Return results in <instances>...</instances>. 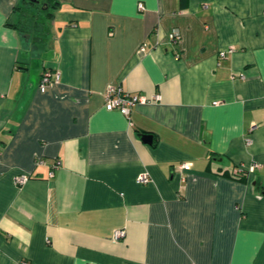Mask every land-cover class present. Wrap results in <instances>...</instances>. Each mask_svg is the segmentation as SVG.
Returning a JSON list of instances; mask_svg holds the SVG:
<instances>
[{"label": "crops", "instance_id": "obj_1", "mask_svg": "<svg viewBox=\"0 0 264 264\" xmlns=\"http://www.w3.org/2000/svg\"><path fill=\"white\" fill-rule=\"evenodd\" d=\"M23 1L0 0V264H264V0H59L42 48ZM110 86L162 97L127 116Z\"/></svg>", "mask_w": 264, "mask_h": 264}, {"label": "built area", "instance_id": "obj_2", "mask_svg": "<svg viewBox=\"0 0 264 264\" xmlns=\"http://www.w3.org/2000/svg\"><path fill=\"white\" fill-rule=\"evenodd\" d=\"M141 9H144V4L141 2L139 4ZM169 37L172 41H177L180 37L179 31L178 30H173L170 34ZM146 47V44L143 45V49ZM226 52L223 51L221 52V57H225ZM179 57V55H177ZM61 72L60 71H52V70H45L43 72L41 82H40V87L42 90H45L48 85L54 83V82H59L61 80ZM240 78H245L244 73L240 75ZM161 95H155L152 97H149L147 95L139 94V93H131V92H125L121 88L110 86L109 89L107 90L106 93V106L108 109L113 110V109H119L123 114L129 115L131 108L137 104H145L153 101H159L161 100ZM218 104V102H216ZM40 163L43 162V160L39 161ZM259 165L258 164H252L250 166L246 165H240L235 169V175L240 176L244 172H253ZM181 169H187L189 170L191 168V164L188 162H184L180 165ZM53 175V172H52ZM32 177L31 174H21L17 177L16 182L19 185H23L26 183L30 178ZM150 181V177L147 173H144L140 175L138 182L139 183H147ZM126 231L125 229H118L114 233V239L115 240H121L125 237ZM21 264H30L28 261L24 260L21 262Z\"/></svg>", "mask_w": 264, "mask_h": 264}, {"label": "trees", "instance_id": "obj_3", "mask_svg": "<svg viewBox=\"0 0 264 264\" xmlns=\"http://www.w3.org/2000/svg\"><path fill=\"white\" fill-rule=\"evenodd\" d=\"M48 4V9L44 10V5ZM59 0H24L16 10L20 13V20L15 27L27 35H35L38 40L35 44L42 48L45 43V36L42 32V19L54 16V9L58 7ZM40 38V39H39ZM4 142L0 143V151L4 147Z\"/></svg>", "mask_w": 264, "mask_h": 264}, {"label": "water", "instance_id": "obj_4", "mask_svg": "<svg viewBox=\"0 0 264 264\" xmlns=\"http://www.w3.org/2000/svg\"><path fill=\"white\" fill-rule=\"evenodd\" d=\"M37 1H40V0H37ZM47 8H48V4L46 3V4L44 5V9H47ZM143 139H144L147 143H152V141H153V135H151V134H146V135L143 136Z\"/></svg>", "mask_w": 264, "mask_h": 264}, {"label": "rangeland", "instance_id": "obj_5", "mask_svg": "<svg viewBox=\"0 0 264 264\" xmlns=\"http://www.w3.org/2000/svg\"><path fill=\"white\" fill-rule=\"evenodd\" d=\"M38 61V60H37ZM33 68H35V67H33Z\"/></svg>", "mask_w": 264, "mask_h": 264}]
</instances>
